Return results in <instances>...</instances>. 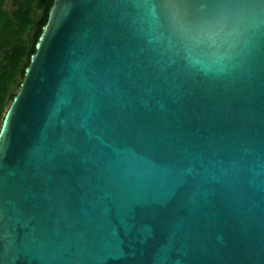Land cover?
<instances>
[{
    "label": "water",
    "instance_id": "95a60500",
    "mask_svg": "<svg viewBox=\"0 0 264 264\" xmlns=\"http://www.w3.org/2000/svg\"><path fill=\"white\" fill-rule=\"evenodd\" d=\"M51 0L0 122V264H264V0Z\"/></svg>",
    "mask_w": 264,
    "mask_h": 264
},
{
    "label": "trees",
    "instance_id": "16d2710c",
    "mask_svg": "<svg viewBox=\"0 0 264 264\" xmlns=\"http://www.w3.org/2000/svg\"><path fill=\"white\" fill-rule=\"evenodd\" d=\"M50 2L13 0V8L0 13V122L34 50Z\"/></svg>",
    "mask_w": 264,
    "mask_h": 264
},
{
    "label": "snow or ice",
    "instance_id": "6c2138e0",
    "mask_svg": "<svg viewBox=\"0 0 264 264\" xmlns=\"http://www.w3.org/2000/svg\"><path fill=\"white\" fill-rule=\"evenodd\" d=\"M140 2L159 4V6L166 11L182 9L184 10L185 13V24H186L188 22L186 19L187 6L194 3L202 2V0H140ZM0 131H2V129H0Z\"/></svg>",
    "mask_w": 264,
    "mask_h": 264
},
{
    "label": "rangeland",
    "instance_id": "374dc122",
    "mask_svg": "<svg viewBox=\"0 0 264 264\" xmlns=\"http://www.w3.org/2000/svg\"><path fill=\"white\" fill-rule=\"evenodd\" d=\"M3 6H4V8L9 9V10H11V8H12L10 0H4Z\"/></svg>",
    "mask_w": 264,
    "mask_h": 264
},
{
    "label": "flooded vegetation",
    "instance_id": "af4514ba",
    "mask_svg": "<svg viewBox=\"0 0 264 264\" xmlns=\"http://www.w3.org/2000/svg\"><path fill=\"white\" fill-rule=\"evenodd\" d=\"M3 1H4V0H1V1H0V13H1L2 10H7V11H9V9L4 8V6H3ZM10 2H11V5H12V4H13V0H10ZM12 8H13V5H12ZM12 8H11V9H12Z\"/></svg>",
    "mask_w": 264,
    "mask_h": 264
}]
</instances>
